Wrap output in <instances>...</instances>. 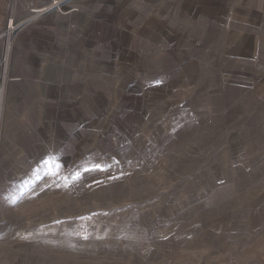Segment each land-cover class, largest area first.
I'll return each mask as SVG.
<instances>
[{"label": "rangeland", "instance_id": "1", "mask_svg": "<svg viewBox=\"0 0 264 264\" xmlns=\"http://www.w3.org/2000/svg\"><path fill=\"white\" fill-rule=\"evenodd\" d=\"M144 80L37 75L0 131V264H264L262 109L200 104L223 78Z\"/></svg>", "mask_w": 264, "mask_h": 264}, {"label": "crops", "instance_id": "2", "mask_svg": "<svg viewBox=\"0 0 264 264\" xmlns=\"http://www.w3.org/2000/svg\"><path fill=\"white\" fill-rule=\"evenodd\" d=\"M16 1L18 22L53 0ZM9 11L10 0H0V131L35 111L37 75L82 78L89 69L91 78H145L162 100L176 81L223 78V94L207 91L199 103L260 108L255 123L264 126V0H73L7 40Z\"/></svg>", "mask_w": 264, "mask_h": 264}, {"label": "built area", "instance_id": "3", "mask_svg": "<svg viewBox=\"0 0 264 264\" xmlns=\"http://www.w3.org/2000/svg\"><path fill=\"white\" fill-rule=\"evenodd\" d=\"M66 0H53L51 2V6L49 8H42L39 10L34 11L33 13H38V14H42V13H46L49 12L51 10H59L60 9V5ZM17 5V1L15 2V0H10V11L8 14V20H7V25L6 28L3 32V37L6 38L7 40H9L13 35H15L18 31V29L20 27H22L25 24H28L29 22H31L35 16H31L26 20L23 21H16L15 15H14V9Z\"/></svg>", "mask_w": 264, "mask_h": 264}, {"label": "bare ground", "instance_id": "4", "mask_svg": "<svg viewBox=\"0 0 264 264\" xmlns=\"http://www.w3.org/2000/svg\"><path fill=\"white\" fill-rule=\"evenodd\" d=\"M6 124V123H5ZM7 128V127H6Z\"/></svg>", "mask_w": 264, "mask_h": 264}]
</instances>
